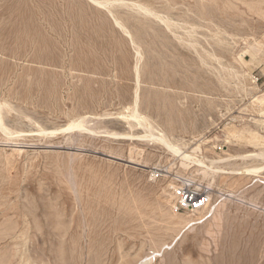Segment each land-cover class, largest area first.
I'll use <instances>...</instances> for the list:
<instances>
[{"label": "rangeland", "instance_id": "374dc122", "mask_svg": "<svg viewBox=\"0 0 264 264\" xmlns=\"http://www.w3.org/2000/svg\"><path fill=\"white\" fill-rule=\"evenodd\" d=\"M97 1L0 0V264H264V0Z\"/></svg>", "mask_w": 264, "mask_h": 264}, {"label": "bare ground", "instance_id": "6f19581e", "mask_svg": "<svg viewBox=\"0 0 264 264\" xmlns=\"http://www.w3.org/2000/svg\"><path fill=\"white\" fill-rule=\"evenodd\" d=\"M88 1L91 2V3H93V4H95V5H97V6H99L100 8H102V7L104 8V6H105L102 3L98 2L97 0H88ZM117 25L121 29L123 28V27H121L119 25V23H117ZM123 30H125V29H123ZM124 32L128 35L127 31H124ZM246 54L251 59V62L254 63V61H255L254 55L248 54V53H246ZM244 63H245V65H247V62L246 61H244ZM136 73H137V76H138V72H136ZM251 89L252 90H256L257 87L256 86H252L250 88V90ZM252 90L250 92H252ZM135 96L136 97H135V102H134V108L132 109V111L128 115H124V116L122 115L121 118H123L128 123H135L136 125H140L141 127H143L146 130V133L144 135H142L141 137H139L141 140L142 139H144V140L147 139L148 141H154L156 143L161 144L166 149V151H168L173 157L178 158V160L180 162V166H182L184 168H187V167L189 168V166L192 165V167H196L197 168L196 171L197 172H201L202 175H207L208 172H210V173L230 174V175L236 174V172H224V171L218 170L219 168L217 169L214 165L215 164L217 165L219 162L206 160L203 157L198 156L197 154L199 152L201 153V151H199V149H200L199 148V145L196 146L195 148H191V149L190 148H187V149H184V150L182 148L176 146V145H173L170 142V140L167 138V136L163 133L162 130H160L159 128L157 129V128L152 127V125L150 124V122L148 121V119L145 116L141 115L138 112V110H137V102H136L137 101V97H138L137 93H136ZM254 102L258 103L259 106H264V93L253 97V103ZM1 111H2V108H1ZM74 122L75 123L70 124L65 129V132H67V131H73V130H76V129L77 130H80V131H85V132H88V133L91 132L90 130L85 129V127L83 126V120H81L79 122H76V121H74ZM1 126H2V122H1V118H0V127ZM1 128H3V127H1ZM63 132H64V130H63ZM110 136L111 137H114V138H118L119 137V138H124V139H131V138H133V136H130V135L129 136H126V137H122V136L117 135V134H110ZM136 138L138 139V137H136ZM72 153H75V152H72ZM98 156H99V154H98ZM250 156L251 157L264 158V154L263 153H259V154H256V155H250ZM250 156H247V157H250ZM259 170H261V169L260 168H257V169L256 168H252V169L245 170V172L247 174H253V173H256ZM170 198H171V196H170Z\"/></svg>", "mask_w": 264, "mask_h": 264}, {"label": "built area", "instance_id": "2783aa9c", "mask_svg": "<svg viewBox=\"0 0 264 264\" xmlns=\"http://www.w3.org/2000/svg\"><path fill=\"white\" fill-rule=\"evenodd\" d=\"M176 212L195 214L204 210L209 204L208 190H200L188 181L171 187Z\"/></svg>", "mask_w": 264, "mask_h": 264}]
</instances>
